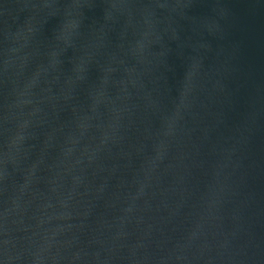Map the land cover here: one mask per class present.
<instances>
[{
	"label": "water",
	"instance_id": "obj_1",
	"mask_svg": "<svg viewBox=\"0 0 264 264\" xmlns=\"http://www.w3.org/2000/svg\"><path fill=\"white\" fill-rule=\"evenodd\" d=\"M0 264H264V0H0Z\"/></svg>",
	"mask_w": 264,
	"mask_h": 264
}]
</instances>
